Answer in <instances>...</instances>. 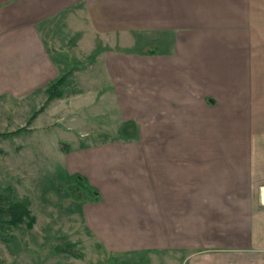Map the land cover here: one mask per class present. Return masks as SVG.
<instances>
[{"label":"crops","instance_id":"1","mask_svg":"<svg viewBox=\"0 0 264 264\" xmlns=\"http://www.w3.org/2000/svg\"><path fill=\"white\" fill-rule=\"evenodd\" d=\"M70 15L90 54L115 48L97 59L113 111L145 117L143 148L105 157L96 181L80 173L102 200L136 193L156 235L173 216L199 221L215 191L259 192L264 206V0H0V28L16 17L40 59L43 26Z\"/></svg>","mask_w":264,"mask_h":264},{"label":"rangeland","instance_id":"2","mask_svg":"<svg viewBox=\"0 0 264 264\" xmlns=\"http://www.w3.org/2000/svg\"><path fill=\"white\" fill-rule=\"evenodd\" d=\"M15 18L0 28V135L26 127L45 106L50 82L70 76L63 96L47 103L27 131L0 138V191L10 186L19 199L28 198L36 217L32 229L11 231V245L0 238V264H115L114 258L135 264L143 252L148 264H264L259 192H212V208H203L199 221L173 216L156 235L136 193L123 201L106 194L97 202L78 188L73 175L94 173L95 180L105 157L143 148L144 113L113 111L112 96L104 94L110 84L101 75L106 65L97 59L115 48L102 42L104 48L90 54L95 44L80 29L82 17L62 16L43 26V61L35 56L32 33L18 32ZM232 172L239 184L241 170ZM66 241L77 243L84 258L58 253Z\"/></svg>","mask_w":264,"mask_h":264},{"label":"trees","instance_id":"3","mask_svg":"<svg viewBox=\"0 0 264 264\" xmlns=\"http://www.w3.org/2000/svg\"><path fill=\"white\" fill-rule=\"evenodd\" d=\"M69 76L70 73H63L58 79L50 82L49 87L46 90L48 96L46 104L55 98H61L63 96V87L66 85ZM45 106L42 107L40 111L34 113L29 120L28 125L31 124L37 115L44 110ZM27 126L12 133L1 134L0 138L19 135L27 131ZM65 147L67 149L65 150L68 151L69 147ZM73 179L78 188H82L95 201L99 202L101 200L100 191L96 187L92 186L85 176L75 174L73 175ZM35 223L36 217L31 213L30 201L28 198L19 199L16 197L15 190L10 186L0 191V238L4 242L10 245L14 243L15 236L11 234L13 229L20 228L22 225H25L28 229H32ZM56 251L58 253H65L77 259L84 258V254L78 248V244L70 241H66L62 246H57ZM112 262L116 264L119 262V259L114 258L112 259ZM131 263V260H125L123 264ZM133 263L148 264L146 252L138 255L136 261Z\"/></svg>","mask_w":264,"mask_h":264}]
</instances>
